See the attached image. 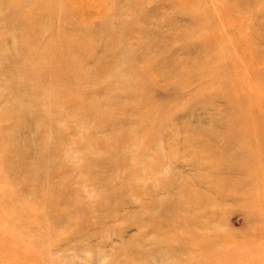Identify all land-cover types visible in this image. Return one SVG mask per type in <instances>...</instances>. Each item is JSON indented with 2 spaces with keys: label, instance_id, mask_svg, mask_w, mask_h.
Masks as SVG:
<instances>
[{
  "label": "rangeland",
  "instance_id": "obj_1",
  "mask_svg": "<svg viewBox=\"0 0 264 264\" xmlns=\"http://www.w3.org/2000/svg\"><path fill=\"white\" fill-rule=\"evenodd\" d=\"M192 214L264 264V0H0V264L189 258Z\"/></svg>",
  "mask_w": 264,
  "mask_h": 264
},
{
  "label": "bare ground",
  "instance_id": "obj_2",
  "mask_svg": "<svg viewBox=\"0 0 264 264\" xmlns=\"http://www.w3.org/2000/svg\"><path fill=\"white\" fill-rule=\"evenodd\" d=\"M32 64L29 73L30 75H33L35 82L39 83L42 78L41 76L43 73L47 72L46 70L49 65L45 64L47 67H44V65L39 62H33ZM78 71L80 72H76L77 74L81 75L82 73L85 75V71L82 72L80 67H78ZM85 103L86 102L83 104ZM87 104H89V102ZM40 149L42 153V145L40 146ZM39 156V161L37 158L35 163L39 168L45 167L47 163L43 162V158L40 154ZM26 164L27 163H19L21 170H26ZM208 221L209 220L200 218L197 214H192L187 216L185 220L181 219L174 221V223L165 224L168 229L177 226L183 228V231L189 233V239L187 241H182V244H184L181 247L182 252L191 253L189 258H181L180 254L176 253L175 248L163 247L160 250L155 249V247L154 249L144 248V246H142L144 237H140L142 240H138L139 243H136L137 246L132 248L129 253L133 259H128L124 264H164L163 261H165L166 264H209L212 262L215 263L218 259H223L224 264H234L231 257L234 258L238 253L243 251L246 240L241 239L236 241L221 236L219 234L220 232H218ZM153 230H156L157 233H161L160 235L163 236V241L167 244L171 243L175 237L174 231L171 234V232L167 230L164 231L157 226ZM151 243L157 242L152 240Z\"/></svg>",
  "mask_w": 264,
  "mask_h": 264
}]
</instances>
